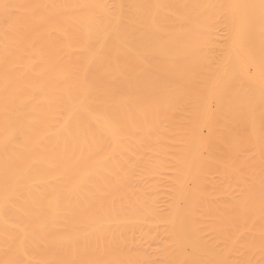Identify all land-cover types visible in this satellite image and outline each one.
Listing matches in <instances>:
<instances>
[{"label": "bare ground", "instance_id": "obj_1", "mask_svg": "<svg viewBox=\"0 0 264 264\" xmlns=\"http://www.w3.org/2000/svg\"><path fill=\"white\" fill-rule=\"evenodd\" d=\"M0 264H264V0H0Z\"/></svg>", "mask_w": 264, "mask_h": 264}]
</instances>
